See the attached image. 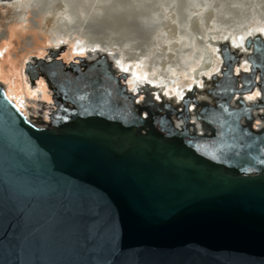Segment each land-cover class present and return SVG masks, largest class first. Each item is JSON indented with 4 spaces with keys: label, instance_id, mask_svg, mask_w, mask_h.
Here are the masks:
<instances>
[{
    "label": "water",
    "instance_id": "obj_1",
    "mask_svg": "<svg viewBox=\"0 0 264 264\" xmlns=\"http://www.w3.org/2000/svg\"><path fill=\"white\" fill-rule=\"evenodd\" d=\"M63 50L24 68L47 122L0 83V264H264V38L219 42L178 101L130 91L114 54Z\"/></svg>",
    "mask_w": 264,
    "mask_h": 264
},
{
    "label": "bare ground",
    "instance_id": "obj_2",
    "mask_svg": "<svg viewBox=\"0 0 264 264\" xmlns=\"http://www.w3.org/2000/svg\"><path fill=\"white\" fill-rule=\"evenodd\" d=\"M56 1H59L60 12H54V28L45 33V39L41 38L44 43L50 44L47 51L60 50L61 44H65L68 47L67 59H75L76 61L77 58L86 57L88 52L92 54L97 50L106 51L111 55L114 54L116 55L113 56L116 69L125 72L128 76L126 81L128 89L135 93L138 87L148 84L154 87V97L157 100L163 96L178 101L191 87H203L202 77L208 78L211 74L216 73L220 67L219 42L227 41L232 48L240 49L244 39L248 36L253 37L260 34L264 38V33L256 29L257 25L254 26L255 29H251L252 22H250V18L252 15L249 10L251 8L259 12L260 10L257 7L262 3L264 4V0H239V3L235 0H233L234 2H229L230 0H195L197 1L195 7H193L194 0H125L127 6L124 7L123 13H118L116 9L112 10L113 5L118 3L119 0H93L92 5H89L91 6L89 9H81L82 18H79L78 13L76 16L77 7L79 9L81 6L73 0H0V6H9L14 10V15L19 18L16 25L7 29L8 39L22 38L24 32L33 29L29 27L25 19L28 14L32 13L36 17L40 16L43 20L47 19L53 12V3H56ZM134 5L136 7L138 5L139 8L143 7L148 11L156 10L158 28H162V39L166 41L165 51L169 57L166 68L162 66L164 63L161 62L162 54L155 56L160 63L158 67L157 64L153 63V60L142 61L134 53L136 50L134 45H132L133 51L128 52V55L118 57L117 53H113L114 46L110 48L109 40L102 34L103 17H106L108 23L114 29L113 33L129 30L132 27L135 30L133 34H130V36H133V41H139L140 44L147 43L150 47H153L156 31L151 30L152 32H149L148 25L137 23V15L140 11L134 10L132 8ZM230 5L234 7L230 8ZM70 9L73 11L72 14L69 12ZM115 14H118V16ZM98 18L101 24L98 22L99 25H94L93 21L98 20ZM240 19L245 20L244 25H240L241 23L238 21ZM215 20L222 22L224 30L218 28ZM209 21L212 24L209 28L210 32L207 31ZM198 23H201V25H198ZM136 24L140 25L138 32L136 31ZM200 26L203 27L202 37L197 39L195 34L199 31L198 27ZM210 37H213V40L208 41L207 39H210ZM37 39L34 36L32 37L33 44H38ZM182 47L187 49L180 51ZM74 55L76 58H73ZM203 55L204 57L206 55V61L201 60ZM186 57H191L194 64L188 63ZM31 58L27 59L24 67ZM44 58H46V61L50 59L48 55L37 59ZM14 65V61H0V81L5 82V86H2L6 97L14 103L20 112L22 111L18 103L19 97H22L26 104H32L37 109H40L37 102L46 100L44 102L46 105L43 109V118L46 115L44 121L47 122V115L53 106L45 83L40 78L37 80L40 81L38 83L36 81V85L31 87L28 85V79L27 81L24 79V73L22 74L17 69L18 72L15 74ZM190 66L194 68L191 69ZM238 70L248 71L247 62L242 60L240 65L235 67V71ZM35 87L37 88L33 90ZM37 94L43 97L44 101H41V99L37 101L30 100L37 97ZM257 96L258 91L255 89L253 93L245 96V100L253 101ZM28 108L31 107H26L28 115L22 113L26 117L29 115L34 116L37 110L34 111L31 108V113Z\"/></svg>",
    "mask_w": 264,
    "mask_h": 264
},
{
    "label": "rangeland",
    "instance_id": "obj_3",
    "mask_svg": "<svg viewBox=\"0 0 264 264\" xmlns=\"http://www.w3.org/2000/svg\"><path fill=\"white\" fill-rule=\"evenodd\" d=\"M74 2H76V4L80 5L81 8L76 9V16L77 13L79 14V18H82V15L80 14V12L82 11L81 9H89L93 3V0H73ZM189 1V0H188ZM198 1V0H197ZM197 1H193L194 5L193 7H195ZM236 2H240L239 0H235ZM196 2V3H195ZM229 2H234L233 0L229 1ZM74 4V3H73ZM192 5V4H191ZM59 1H56V3H53V7H52V13L51 15L47 18L44 19L41 18L40 16L36 17L35 15L28 14L27 17L25 18L29 27L33 28L32 30H27L26 32L23 33L22 38H15L12 40L8 39V35H7V29L10 26L16 25L19 22V18H17L14 15V10L12 8H10L9 6L5 7V6H0V61H14V72L15 74H17L16 72H18V70H20L22 72V74L24 73V63L27 61L28 58L30 57H45L46 55H48V51L47 49L50 48V44L49 43H44L43 39L46 38L45 33L51 31L54 28V24H55V13L59 11ZM114 7H112V10L116 9L117 12L119 13H123L124 11V7L127 6V2L125 0H119L118 3H115L113 5ZM138 7V8H137ZM137 7L134 5V7H132L134 10H138L140 11L137 15V23L138 24H142V25H148L149 28V32L156 31V37H155V45L153 47H150L147 43L144 44H140L139 41H133L132 37L130 36V34H133V32L135 30H133L132 27L128 29H126L125 31H116L115 33H113V27L112 25H110L108 23V19L106 17H103V22L104 24L101 27V32H103L102 34L107 37V39L109 40V47L112 48V46H114L115 50L113 53H117L118 57L121 55H128L127 53L130 51H133L132 49V45H134V47L136 46V50H135V54L138 55L140 57V59L142 61H146V60H153V63L159 67L160 63L157 61V59L155 58V56L162 54V60L161 62L163 63V67L166 68V66H168V60L169 57L167 56V53L165 51V43L166 41L164 39H162V28H158V20L156 18V10L152 9V10H147L144 9L143 7H140L137 5ZM234 7L232 5L229 6ZM261 7V8H260ZM130 9V8H129ZM257 9H259L260 11L258 12V10H252L251 8L250 13H251V18H250V22H252V26L251 29H255V25H257L258 27L256 28L257 30H259L261 33H264V4H260ZM60 12V11H59ZM70 14L73 13V11L70 9L69 10ZM72 12V13H71ZM118 16V14H115ZM97 21V23H96ZM216 24L218 26V28H220V30H224L223 25L221 24L222 22L220 20H215ZM240 23V25H244L245 20H238ZM101 24L100 19L98 18V20L93 21L94 25H99ZM109 24V25H108ZM136 24L135 26L136 31L138 32V30H140V25ZM198 25H201V23H198ZM212 24H210V21L208 22V28L207 31H211L209 28L211 27ZM238 25V26H240ZM254 27V28H253ZM35 28V29H34ZM239 28V27H238ZM198 32H196L195 36L197 39H200L202 36V32H203V27H198ZM231 30V29H228ZM44 32V33H43ZM128 34V36H127ZM34 36V38H38V44H33L32 41V37ZM48 36V35H47ZM43 38V39H41ZM208 41L213 40V37H210V39H207ZM62 46L59 48L61 49L63 47V51L59 53L57 59H61L64 63H70V62H77L75 59H67V49L68 47L65 46V44H61ZM106 45V44H105ZM107 48L108 45H106ZM149 46V47H148ZM7 47V48H6ZM182 49H187L186 47H182L180 49V51H182ZM38 50V51H37ZM42 50V51H41ZM179 50V49H176ZM73 58H76V56L74 55ZM187 62L190 63L191 65L194 64V61L192 60L191 57H186ZM202 61H206V55L204 57H201ZM172 62V61H171ZM174 63V62H172ZM23 65V66H22ZM191 69H193L194 67L190 66ZM18 69V70H17ZM166 70V69H165ZM24 75V79L27 81V76ZM43 80V79H42ZM41 80V81H42ZM40 81V80H39ZM37 81V83L39 82ZM1 82V81H0ZM44 82V80H43ZM3 86H5V82H1ZM28 83V82H27ZM45 83V82H44ZM28 85H30L28 83ZM46 86V84H45ZM37 87H35L33 90H35ZM46 90L48 91L47 87ZM49 92V91H48ZM37 97H34L32 99H30L31 101H37L43 100V97L39 96V94L36 95ZM40 97V98H39ZM50 97V96H49ZM22 101L24 100L22 97L18 98ZM50 100V99H49ZM47 100V101H49ZM51 101V100H50ZM49 101V103H50ZM46 102V100L44 101ZM29 106H32V104H28ZM26 113H28L26 111Z\"/></svg>",
    "mask_w": 264,
    "mask_h": 264
},
{
    "label": "flooded vegetation",
    "instance_id": "obj_4",
    "mask_svg": "<svg viewBox=\"0 0 264 264\" xmlns=\"http://www.w3.org/2000/svg\"><path fill=\"white\" fill-rule=\"evenodd\" d=\"M18 103H19V105H20V110L23 112V113H25L26 115H28V113H26V107H31L34 111H36V110H38L34 105H32V106H29L28 104H26L23 100L21 101V100H19L18 101ZM28 112V111H27ZM46 113V112H45ZM34 116H36V113H35V115ZM44 118L46 119V115H44Z\"/></svg>",
    "mask_w": 264,
    "mask_h": 264
},
{
    "label": "snow or ice",
    "instance_id": "obj_5",
    "mask_svg": "<svg viewBox=\"0 0 264 264\" xmlns=\"http://www.w3.org/2000/svg\"><path fill=\"white\" fill-rule=\"evenodd\" d=\"M243 39V38H242ZM226 51V50H225ZM5 99H6V97H5Z\"/></svg>",
    "mask_w": 264,
    "mask_h": 264
}]
</instances>
